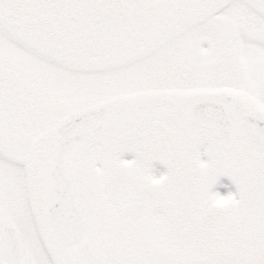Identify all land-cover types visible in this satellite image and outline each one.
<instances>
[{
	"label": "snow or ice",
	"instance_id": "snow-or-ice-1",
	"mask_svg": "<svg viewBox=\"0 0 264 264\" xmlns=\"http://www.w3.org/2000/svg\"><path fill=\"white\" fill-rule=\"evenodd\" d=\"M0 264H264V0H0Z\"/></svg>",
	"mask_w": 264,
	"mask_h": 264
}]
</instances>
